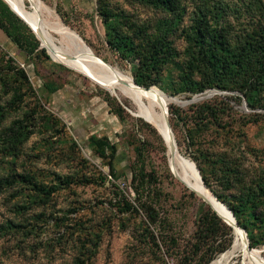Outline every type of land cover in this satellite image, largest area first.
Here are the masks:
<instances>
[{
    "label": "rangeland",
    "instance_id": "rangeland-1",
    "mask_svg": "<svg viewBox=\"0 0 264 264\" xmlns=\"http://www.w3.org/2000/svg\"><path fill=\"white\" fill-rule=\"evenodd\" d=\"M6 1L24 8L37 39L0 0V229L10 225L0 264H203L223 231L195 237L199 215L213 212L209 192L236 211L248 248L231 231L233 249L206 264H264V0H172V10L147 0H36L79 56L95 61L75 33L132 94L58 53L57 31L31 0ZM198 26L225 40L217 74L198 52ZM239 62L261 76L245 96ZM140 88L169 101L193 189L163 141L158 99ZM37 185L56 188L43 201Z\"/></svg>",
    "mask_w": 264,
    "mask_h": 264
},
{
    "label": "trees",
    "instance_id": "trees-1",
    "mask_svg": "<svg viewBox=\"0 0 264 264\" xmlns=\"http://www.w3.org/2000/svg\"><path fill=\"white\" fill-rule=\"evenodd\" d=\"M148 2H154L153 4H157L159 6H163L166 9L172 10L173 4L172 0H147ZM14 12V11H13ZM15 15L23 22L25 23L20 15L15 12ZM26 24V23H25ZM26 26L29 28L31 33L33 32L31 28L26 24ZM6 33V31H4ZM7 34V33H6ZM34 37L37 39L35 33H32ZM38 41V40H37ZM194 41L197 42V47H198V52L200 53L201 58L205 62V66L208 69L210 73L217 74L219 73V57H220V51L224 48L225 40L220 37L219 35L215 36L211 31H208L206 28L198 26L195 30V35H194ZM39 42V41H38ZM40 44V43H39ZM42 47V45H40ZM43 47L46 49L48 54L50 55V58H53V54L49 52V50L43 45ZM42 47V48H43ZM264 55V54H263ZM237 70L239 71V74L241 72L240 80H239V86L237 92H239L242 96H245L247 93H250L251 87L253 85H256L257 82H260L261 76L259 75L258 69L255 67L253 70H249L244 67L240 62L236 64ZM248 71V72H247ZM247 72V73H246ZM135 82V81H134ZM138 86H143L135 82ZM207 86H210V83H205L201 85L198 88V91H202L204 88ZM145 88H148L147 86H143ZM106 89V88H105ZM108 92L112 93L108 89H106ZM19 133H15V143L17 142V137ZM12 151V150H11ZM110 158L112 156L110 155ZM108 169H111V164L110 162L107 165ZM197 167V166H196ZM198 173L200 176V179L202 180V183L204 186H206V182L204 179V176L201 175L200 169L197 167ZM7 176V175H6ZM6 179V178H5ZM31 179V178H30ZM4 180V179H1ZM35 182V181H34ZM59 185V184H58ZM37 194H38V199L47 201L51 197V193L55 190L56 186H43V185H37ZM214 194V193H213ZM217 200H219V196L214 195ZM233 214V218L237 225L239 226V223L236 219V211L228 207ZM224 219V218H223ZM225 220V219H224ZM196 226H202L201 229H196L195 231V237L200 238L202 235L208 234L211 237L212 235H216L219 232V227L222 228V233L221 235L216 236V241L218 243L216 244L214 250L210 252V254L207 256L203 264H206L208 261L214 258L216 254L222 253V252H230L233 248L230 247L227 250H225L229 244H231V229L225 225L217 216L210 211L208 208H206L198 217L195 223ZM9 224L7 225H1L0 232H5L9 230ZM220 237V238H219ZM225 250V251H224ZM79 259H77V264H80ZM75 264V263H74Z\"/></svg>",
    "mask_w": 264,
    "mask_h": 264
},
{
    "label": "bare ground",
    "instance_id": "bare-ground-1",
    "mask_svg": "<svg viewBox=\"0 0 264 264\" xmlns=\"http://www.w3.org/2000/svg\"><path fill=\"white\" fill-rule=\"evenodd\" d=\"M6 2V4H9L6 0H4ZM12 1H15V0H12ZM16 2V1H15ZM31 3L33 4V6L35 8H37L38 10H40L47 18L48 22L50 23V25L52 26V28H54L58 35H59V38H60V43H61V49L60 50H57V52L59 53H62L64 54L65 56H68L70 58H75V59H78L79 61H81L83 64H86L85 67L87 69H91L93 71H96L98 73H100L102 76H104L107 80H109L118 90H121V91H124V92H131L129 88H127L126 86H124V84L118 80L115 75L113 74V72H111L110 69H108L107 67L103 66L102 64L96 62V61H90V60H87L85 58H82L81 56H79L73 46V44L71 43L66 31H65V28L63 26V24H61L54 16L53 14L50 12V10L48 8H46L45 6L39 4L36 0H31ZM17 4V8L19 9L20 12H17L22 18L28 20V17L26 16V13L24 11V8L18 3L16 2ZM10 5V4H9ZM8 5V6H9ZM32 6V7H33ZM10 8L13 9V7L10 5ZM14 10V9H13ZM15 11V10H14ZM16 12V11H15ZM14 12V13H15ZM33 29L41 34V32L36 29L35 27H33ZM75 33V32H74ZM76 35V34H75ZM76 37L78 38V36L76 35ZM78 40L81 42V40L78 38ZM82 43V46L85 50H89V48L83 43ZM87 47V48H86ZM89 53L91 52L90 50L88 51ZM48 53V52H47ZM88 53V54H89ZM53 54V53H52ZM49 55V54H48ZM91 55V54H89ZM50 56V55H49ZM97 61L101 62L102 61L100 59L97 58ZM76 63H74V66H75ZM68 66L69 68L71 66L69 65H66ZM96 80V79H95ZM98 81V80H96ZM108 81V82H109ZM98 82H101V81H98ZM103 83V82H101ZM127 83H129L130 85H132V87H135V88H139L137 85L133 84L132 83V80H131V83L129 81H127ZM155 88V87H154ZM156 89V88H155ZM146 91H143V89H137L135 91H133L135 94L137 95H141L143 94L144 92H149L151 96L155 97L158 99L157 102L160 103H163L164 105H166L169 101H165V102H162L160 96L153 90V89H145ZM165 99L167 100H170L169 98H166L158 89H156ZM210 93V92H209ZM209 93L206 94V96L209 95ZM132 94V92H131ZM136 96V95H135ZM146 96V95H145ZM206 96H202L200 95L198 98H195L193 99L192 101H197L199 99H201L202 97H206ZM148 98V97H147ZM175 100V99H174ZM158 103V104H159ZM160 119H159V126L161 127L162 129V138H163V141L165 143V145L167 146V149L169 150V153L173 159V161L178 164V166H180V168L182 169L183 173L185 174L187 180H188V183L190 185V187L193 189V185L190 183L189 181V177L187 175V168L184 166V164L182 163L180 157H179V154L177 153L176 150L173 149V147L171 146V142H170V135L169 133L167 132L166 128H165V125H164V122H163V116H162V113L160 112ZM140 118H142L141 116H139ZM143 119V118H142ZM145 121H147L148 123H150L152 125V123L147 120V119H144ZM189 174V173H188ZM198 176V175H197ZM199 178V177H198ZM200 181V180H199ZM202 184V183H201ZM197 189V188H196ZM195 189V190H196ZM210 194V200L208 199H205L204 197V200L207 202H205L206 204H208L212 210L214 212H216L218 214V216H220L221 218L223 217L225 219V221L227 222H232L234 221V218H231L227 213L226 211L221 207L220 203L218 201H216L211 193L209 192ZM224 207V206H223ZM222 218V219H223ZM223 219V220H224ZM235 232L237 234H239L241 236V239L243 241V247L246 248L247 247V244H246V238H245V235L244 233L242 232V230H238L237 228H233L232 230V233ZM241 243V241H240ZM240 247V246H239ZM248 248V247H247ZM252 255H255L254 252H251Z\"/></svg>",
    "mask_w": 264,
    "mask_h": 264
},
{
    "label": "water",
    "instance_id": "water-1",
    "mask_svg": "<svg viewBox=\"0 0 264 264\" xmlns=\"http://www.w3.org/2000/svg\"><path fill=\"white\" fill-rule=\"evenodd\" d=\"M9 8V10L15 15V13L10 9V7H8ZM25 24V23H24ZM26 25V24H25ZM76 34V33H75ZM77 35V34H76ZM78 36V35H77ZM78 38H79V36H78ZM80 39V38H79ZM81 40V39H80ZM81 42H83L82 40H81ZM87 48V47H86ZM89 51V50H88ZM89 54H91L90 56L92 57V59H94L95 61H97V58H96V56H94L91 52L89 53ZM102 61V60H101ZM98 63H100V62H98ZM102 63H103V65H105L106 66V63H104L103 61H102ZM101 63V64H102ZM133 83V82H132ZM134 84V83H133ZM143 91H146L145 89H143ZM157 106H158V108H159V110H160V112L162 113V116H163V122H164V125H165V128H166V130H167V132L169 133V135L171 136V142H172V146H173V149L175 150V142H174V140H173V138H172V134H171V131H170V128H169V123H168V118H167V107H166V105H164L163 103H161V101H160V103L159 104H157ZM144 120V119H143ZM145 121V120H144ZM147 122V121H146ZM191 164L194 166V169L196 170V173H197V175H198V177H199V180H200V183H202V180L200 179V176H199V173H198V170L196 169V167H195V165L191 162ZM202 185H203V183H202ZM204 186V185H203ZM205 187V186H204ZM212 195V194H211ZM212 197L215 199V197L212 195ZM216 200V199H215ZM217 201V200H216ZM221 204V203H220ZM224 206V205H223ZM224 208L229 212V214H230V216H231V218H233V216H232V214H231V212L224 206ZM214 212V211H213ZM215 213V215L225 224V225H227L230 229H231V231L233 230V228H237L238 230H241L238 226H237V224H236V222H235V220L234 221H232V222H227V221H225V220H223L220 216H218V214L216 213V212H214ZM243 232V231H242ZM244 233V232H243ZM245 235V234H244Z\"/></svg>",
    "mask_w": 264,
    "mask_h": 264
}]
</instances>
